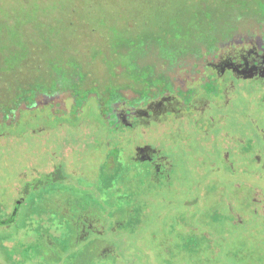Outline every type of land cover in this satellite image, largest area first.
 <instances>
[{"label":"rangeland","instance_id":"374dc122","mask_svg":"<svg viewBox=\"0 0 264 264\" xmlns=\"http://www.w3.org/2000/svg\"><path fill=\"white\" fill-rule=\"evenodd\" d=\"M28 1L0 0V70L5 71L1 76H6V73L10 74L7 78L10 83L2 82L6 77L0 79V91L4 90L0 92V108L2 109L3 106L6 108L4 113L12 115V118L8 117L7 120L9 128L16 125L18 121L21 126L24 119L30 118L31 122V133H27L20 142L9 137L11 141L14 140V144L12 141L6 145L7 140L2 135L0 136V212L2 214L5 211H7L5 213L11 212L12 207H16L19 203L16 199L23 196L21 189L24 187L26 190L29 189L26 205L23 208L20 207L15 221L9 227L0 224V264H264V182L261 181L262 184L258 187L259 182L255 180L256 189L244 191L233 186V182L242 181L247 184L250 178L242 174L228 175L223 172L222 183L227 184L230 189L218 186V190H214L206 186L202 190L199 189V195L194 193L193 187L198 183L203 184L204 180L209 181L210 175L215 173L204 170L203 174L195 175L194 171L189 169V166L194 169L195 166L199 169L203 166V164L194 163L193 158L199 157L203 151L197 141H191L192 136L195 135L191 130L186 131L183 136L190 150V158L186 156L185 163H183L181 155L177 156L180 159V161L177 160L180 171L178 176V186L181 188L180 199L187 198L190 204L182 205L178 201L169 202L171 199L167 196L168 189L158 191L156 188L152 189L146 182L147 185L140 186L141 192L138 198L143 203L145 202L146 207L140 206L141 211L134 207L135 210L130 213L133 216L127 219L122 217V222L115 223L117 228L114 233L109 232L113 222L106 223L105 232L100 236L106 243L104 246L103 244L98 246L99 238L92 234L81 238L79 234L70 232L69 226L73 221L68 224L59 221L63 215L72 216L73 213H70L68 208L62 209V202L57 201L54 187L48 183L58 175L55 171L51 172L54 170L51 167L53 168L56 162L48 164L49 156L60 151V148L56 146V131L61 130L60 127L55 128V122L59 120H56V110L63 109L66 116L73 118L79 111V113H84L82 116L85 118L99 119L98 111H105L107 109L105 104L108 102L111 105L119 103L115 105V108H120L124 96L133 102L155 91L164 90L167 87L164 79L173 77V69L182 66L186 69L194 67L198 71V67L205 62V57L216 53L219 45L227 41L232 43V39H237L238 35L241 36L240 34L250 38L263 34L264 9L262 11L256 6H251L250 0L245 3L242 0H236L238 6L230 13L228 12L230 8L225 6H221L218 10H210V5L215 6V1L219 6L225 2L229 3V0H172V3L176 6H183V9H177L168 14L167 9L165 10L167 3L163 0L162 14L158 16L156 22L158 30L163 27L171 29L175 26L179 30L181 25L186 26L189 21L190 24L189 29L186 27L188 29L186 32L181 29L178 31L180 34L177 33L184 43L177 45L174 52L166 50L164 54H160L163 46L152 38L141 40L132 47L129 45L130 39V42L126 39L122 40V37L113 40L114 35L111 29L106 27L100 29L97 25L100 22V16L97 17L92 12L95 11L97 4L106 5L108 0H67L66 5V0H58L62 1L63 11L59 13L54 10L56 17L53 21L54 25L48 24V18L45 15L39 18L42 24L35 19L31 23L26 22L22 30H19L23 36V40L20 39V41L24 45L18 43L13 40L10 31L17 25L18 15H22L26 8L24 3ZM118 1L122 8H117V11L122 15L129 11V7H133L131 0ZM44 9L39 7L40 11ZM65 16H70L73 24L77 25L76 27L70 26L71 31L65 30V23L62 19ZM78 22H80L79 25ZM118 24L122 29L124 26L122 22ZM40 26L45 30L42 32H46V36L49 34L47 37L51 42L54 45L57 44V47L52 50L57 52L54 51L52 55L56 57L60 53L64 59L70 58V61L86 69L84 72L87 79L77 92L72 84L74 73L66 65L59 66L57 71H51L45 75H39L38 72L31 73L33 69L40 70L41 66L30 65L32 62L28 60L25 43L37 53L39 46L44 47L45 42L35 40L31 43L25 38L34 39L37 28L39 30ZM121 32L122 30L117 31V33ZM124 32L127 35L130 31ZM169 47L170 45H167V49ZM95 50L101 53L96 55L93 53ZM116 51L128 53L123 56V61H120L121 73L114 75L108 72L106 67L117 59L119 54H116ZM8 55L18 59L19 65L15 72L10 73L6 67L9 60ZM3 57L8 60L5 61ZM37 59L36 57L33 62L37 63ZM151 61L153 64H150ZM138 62L142 63L139 65L141 67L137 66ZM145 62L149 64L143 68L142 65ZM46 64L48 69L52 68L49 61ZM152 67L154 70H151ZM18 68H22V71L18 72ZM190 74L191 76L196 75L195 70ZM90 84L93 85L90 86ZM38 86L42 94L36 92L37 94L31 95L28 89L31 90ZM117 89L122 90L117 91ZM244 89L243 85L240 86L241 92ZM78 92L80 93L77 94ZM85 92L89 94L86 96ZM82 102L88 104L89 107H80ZM98 103L100 110L96 106ZM248 105L250 103L241 97L232 100L231 106L219 107L218 110L212 105L211 115L216 114L220 119L213 128L222 132L226 131L225 133L228 134L226 136H230V144L236 148L242 146L243 141L248 137L254 140L256 137L260 139V132L264 129V109L254 106L253 118L244 117L241 112H246ZM26 106H30V112L24 109ZM9 109H14V112L10 113ZM261 110L263 115H257ZM236 111L239 112L235 113ZM259 116H262V119ZM10 119L14 120L11 124ZM3 124L6 125L0 114V127ZM116 132L110 130V135H117ZM159 137L161 139L159 145L168 154L166 141L160 135ZM137 139L138 137L125 145H130L131 148ZM176 141H181V138L178 137ZM64 151L67 164L78 165V171L80 169L84 171L82 176L85 179L92 176L90 171L94 172L91 168L96 167L98 155L92 156V153L86 150V154L82 153L81 157L75 158L72 154L69 157ZM173 152L174 149L169 153ZM117 155L114 152L111 156L118 157ZM25 158L29 160V165H26L28 170L25 171L23 178L18 170L23 166ZM18 159L22 160L20 168L17 166ZM113 162L114 160L110 158L106 170L110 175V199L116 200L121 197L117 192L119 189L114 191L115 185L112 183L113 180L111 181V178L119 174ZM23 171L22 168L20 173ZM133 172H136V169ZM132 180L134 181L132 183L143 181L134 178ZM113 182L119 183V181ZM29 194L31 197L28 199ZM135 196L133 192L126 193L128 201L134 199ZM198 197L197 201L194 200ZM122 200H124L123 196ZM125 203L128 202L125 201ZM101 209L102 212L107 211L106 207H101ZM172 212L174 215H182L186 212V217H170ZM54 216H56V222L53 221ZM34 229L39 234L50 233L52 237L43 234L46 239L40 240L34 234ZM61 239L67 244L74 243V246L70 249L64 247L60 249L56 242H60Z\"/></svg>","mask_w":264,"mask_h":264},{"label":"flooded vegetation","instance_id":"af4514ba","mask_svg":"<svg viewBox=\"0 0 264 264\" xmlns=\"http://www.w3.org/2000/svg\"><path fill=\"white\" fill-rule=\"evenodd\" d=\"M240 35L237 39H232V43L227 41L219 45L212 56L205 57V62L201 64L194 76L185 73L179 80L174 76L170 77L168 78L170 83L167 84L166 89L155 91L133 102L132 100L122 101L120 108H115V105L119 103L111 105L108 102L105 104L107 109L101 111L100 104H96L100 110L98 111L99 119L85 118L82 116L84 113H79V111L73 118L66 116L63 109L56 110V120H59L55 122V128L60 127L61 129L56 131V146L62 151L56 153L53 162H56L57 166L54 164L51 169L60 170L64 179L53 183L51 187H54L57 201L62 202V209L68 208L69 212L73 213L72 216L63 215L59 219L66 222L73 221L69 226L70 232L79 234L81 238L91 234L99 238L100 226L103 228L106 222L111 221L113 223L122 222V217H126L127 212L125 206L128 204L125 201L129 203L126 193L131 192L134 187L137 188L135 191L140 190L142 185V183L137 185L132 183L133 178L140 179V181L145 180L151 187L160 182L161 185L156 189L158 191L168 189L167 196L171 199L169 202L178 201L182 205H188L190 201L187 198L180 199L181 188L178 186L180 171L177 161H180L178 154L181 155L183 163H185L186 156L189 157L190 150L183 139L184 133L188 130L195 133L191 141H197L203 151L199 157L193 158L195 164H203L202 168L195 166L194 169L189 166V169H192L195 175L203 174L204 170L215 173L210 175L209 181L204 180L203 184L198 183L200 185L193 187L194 193L199 195V189L202 190L206 186L214 190H218V186L228 189V185L222 183L223 172L228 175L242 174L250 178L247 184L242 181L239 183L232 181L233 186L244 191L255 190L257 185L255 180L259 182L258 187L262 184L261 181L264 182V129L260 132V139L256 137L254 140L248 137L243 141L242 146L236 148L230 144V136H226L228 135L226 131L222 132L213 128L220 119L216 114L211 115L212 105L218 110L219 107L231 106L232 100L241 97L250 103L246 112H241L244 117L253 118L254 106L264 109V32L253 36L254 38L244 34ZM242 85L245 89L241 92L240 86ZM45 95L54 97L50 94ZM80 104V107H89L84 102ZM5 109L2 106L0 114L7 129L5 124L1 125L0 136L2 135L7 140L6 145L12 141L14 144V140L20 142L27 133H31L30 118L24 119L21 126L18 121L16 125L9 128L7 120L8 117L12 118V115L5 114ZM24 109L30 112V106ZM9 111L12 113L14 109H9ZM260 114L263 115L262 110L257 113V115ZM259 118L262 119V116ZM13 121L10 119V124ZM43 124L45 126L47 122ZM254 128H256L255 125ZM110 130L117 131V135L111 136ZM147 134L149 136H145ZM159 135L166 141L169 152L174 149L173 153H165L164 148L159 145L161 141ZM9 137L14 140L11 141ZM136 137H138L137 142L131 148L130 145H125ZM178 137L181 141H176ZM231 140L234 141V139ZM64 150H69L75 158L81 157L82 153L86 154V150L91 152L92 156L98 155L96 167L91 168L94 172L90 171L92 176L85 179L82 176L84 171L82 169L78 171V165L67 164L63 154ZM114 152L118 154V157L111 156ZM110 158L114 160L115 170L119 173L120 182L116 184L112 181V183L115 185L114 191L119 189L117 192L121 199H110V175L106 170ZM18 161L17 166L20 168L22 160L18 159ZM28 161L26 158L23 159V166L18 170L21 172L23 168L24 171L19 172L23 178L25 171L28 170L26 166L29 165ZM131 164L136 169L133 175L128 171ZM122 171H124V184H122ZM87 181L89 183H86ZM24 190H26L25 187L21 189L23 196L16 199L19 203L16 207H12L11 212L5 213L7 212L5 211L3 214L0 212V224H5L4 227H9L18 217L20 207H25L29 189ZM122 196L125 201L122 200ZM101 207H106L107 214H102ZM39 238L43 241L46 239L45 236ZM56 243L60 249L72 248L71 244H67L62 239Z\"/></svg>","mask_w":264,"mask_h":264},{"label":"trees","instance_id":"16d2710c","mask_svg":"<svg viewBox=\"0 0 264 264\" xmlns=\"http://www.w3.org/2000/svg\"><path fill=\"white\" fill-rule=\"evenodd\" d=\"M70 1H72V0H70ZM165 1H166L165 3H167V5H165V10L167 9L166 10V13H168V14L170 12L173 13V11H176L177 9H180V10L183 9V6H176L174 3H172V0H165ZM242 1H244V3H245V1H248V0H242ZM131 2L133 3V7H131V8L129 7V11L127 13H124L123 15H122V13H119L117 11V8H122V6L120 5L121 3L118 0H115V1L108 0L106 5L104 3L103 4L101 3L102 5L97 4L95 6L96 9H95L94 12H92V14H95L97 17L100 16V22L97 24L100 27V29H104L103 27H106V28L111 29V31H112V33L114 35L113 36V40H116L117 38L119 39L121 37H122V40L126 39V40L129 41V39H130L131 42L129 41L130 42L129 45L130 46L132 45V47L133 46H136L137 43L139 41H141V40H145V39H149V38L151 39L152 38V40H155V41L159 42L161 44V46H163V48H162L163 51L160 52V54H164L166 50H168V52L169 51L170 52H174L176 50V48H177V45H181L182 43H184L182 37L180 35H177V33L180 34L178 31L181 30V29H183L184 32H186L189 29L188 26L190 24V21L188 23H186V26H185V24L184 25H181V27H179V30L177 29V26H175L174 28H171V29H169L167 27H163V28H160L158 30V28H157L156 22L158 21V16H160L162 14L161 11H162V7L163 6L161 7V5H162L163 0H131ZM228 2L229 3L225 2V4H220L218 6V3L215 1L214 2L215 3V6L210 5V10H214V9L215 10H218V9H221L220 8L221 6H225V7H229L230 8V10L228 11L229 13L231 11L233 12V10H235L237 8L238 4L236 3V0H229ZM249 2H251V6L258 7V10L264 9V0H250ZM24 4H26L25 5L26 8L24 9V12L22 13V15H18L19 16V20L16 22L17 25L10 31V33H12L11 34V37L13 38L14 41H16L18 43H22L20 41V39L23 40V36L19 33V30L20 29L22 30V27L25 25L26 22L27 23H31V22L34 21V19L36 21H40L39 18L41 16L45 15L46 18H48L47 19L48 24L54 25L53 21L56 20L55 14L53 13L54 10L58 11L59 13H62V11H63V9H62V1H58V0H31V1L29 0L27 3H24ZM66 4H68V1L67 0H66L65 5ZM40 6H41V9H43V8H45V9L40 11L39 10V7ZM101 6H103V7H101ZM211 8H213V9H211ZM62 16H64V15H62ZM62 19H63V21L65 23L64 24L65 27H66L65 30L68 29L69 31H71V29H69V27L70 26L73 27V25H74L73 22H72L71 17L70 16L69 17L65 16ZM83 19L85 20V17H83ZM80 21H82V20H80ZM168 21H171V20H168ZM90 22H92V21H90ZM119 22H122V26L124 25L122 27V29L120 28V24H118ZM40 24H42L41 21H40ZM79 24H80V22H78V25ZM44 26H49V25H44ZM76 26L77 25H74V27H76ZM184 26H185V28H183ZM186 27L188 29H186ZM41 28H42V26H40V29L39 30L37 28V32H36V35H35V38L34 39L33 38L32 39L25 38V40H27L28 42L31 41V43H33V41H35V40H38V41H40L42 43L45 42V46L44 47L39 46L40 48H39V50H38L37 53L35 51H33L31 48H29L28 45L25 43L26 48H25V46H24V48L26 50L28 60H30V62H32V63H30V65L32 66L33 64H38V65L41 66L40 70L36 71L35 69H33V70H31V73H37L38 72L39 75H45V74L51 73V71H57V67H59V66L60 67H63L64 65H66L67 68H71L72 69L71 72L74 73V76L72 75L73 76V79H74V81H73L72 84L74 85V88H76L75 89V92H77L78 89L84 84V82L87 79V75L84 72V71H86V69H84V67L83 68L80 67L79 64H75V62L70 61V58L64 59V57H62L60 55V53L56 57L54 55H52L53 52L56 51V50H54V51H52V50L57 47V44L54 45L51 42V40L47 37V36H49V34L46 36V32H42V31H45V30H43ZM119 30H122V32L121 33H117V31L119 32ZM124 31H126V32L127 31H130V32L127 35H125V32ZM0 32H1V27H0ZM154 32H157V33L155 34ZM72 33H73V31H72ZM68 34L71 35V33H68ZM127 36H129V38ZM178 41L180 43H177ZM167 45H170L169 49H167ZM186 46H188V44ZM93 53L97 55L98 53H101V51L98 52L97 50H95ZM126 53H128V52L116 51V54H119V55H117L118 56L117 59H114L111 63H109V67H106L107 71L110 72L111 74H114V75H117V73H121L122 68H121V66L119 67V65H121L120 61L121 62L123 61V56ZM140 53L141 52H139V54ZM8 56H9V58H8L9 60L6 57H3L5 61L6 60L9 61V63L7 61V63H6L7 66L6 67H8V71L10 73L11 72H15V69H17L16 67H18V65H19V62H17L18 59H17V57H14L13 58V56H11V55H8ZM36 57L38 58L37 59V63H34L33 61L35 60ZM51 57H53V58H51ZM71 60H72V58H71ZM12 61H13V63H11ZM47 61H49L52 64V68L51 69L50 68L49 69L47 68V64H46ZM138 63L139 64L137 66H139V65L142 64L140 62H138ZM148 64H149V62L148 63L145 62L142 65L143 68H146ZM150 64H153V61H151ZM30 65L27 66L28 69L30 68ZM139 67H141V66H139ZM151 70H154V67H152ZM175 70L173 69L172 71H174L173 72L174 73L173 76L177 80H179L182 77V75H184L185 73L186 74H189V73L194 72V70H195V72L197 71V69H195L194 67H191V68L188 67L186 69V68H184L182 66L175 68ZM198 70H199V67H198ZM2 71H4V70H2ZM17 71L18 72L22 71V68H18ZM4 72H1V70H0V79H3V78L6 77L5 80L2 81V82H4V84H7V82H9L7 80V78L9 77L10 74L6 73L5 74L6 76H1ZM168 83H170L168 81V78L164 79L165 86ZM18 84H20V83H18ZM92 85L93 84H90V86H92ZM28 90H29V93L31 95L37 94L36 92L42 94V91H39V86L36 87V88H34V89H31V90L28 89ZM3 91L4 90H2L0 92H3ZM117 91H121V90L120 89H117ZM117 91H116V93H117ZM79 93L80 92H78L77 94H79ZM88 94H89L88 92H85V95L86 96ZM122 98H123L122 101H125V102L126 101H130V99H128L127 96H124ZM31 103H32V101H31ZM69 150L68 151L65 150L64 152H66V154H68V156L70 157L71 156V152ZM60 151H62V149H60ZM56 155L57 154L52 155L51 157L49 156L48 163L50 165L53 162V160H55V156ZM134 169H135V166H132V164L129 165V169H128V171H130L129 173H135V172H133ZM54 171L57 172L58 175L56 177H53L52 180H50L48 182L51 185L53 183H55V182H59V181H61V180L64 179L63 178L64 175H61L60 170L59 171L58 170H54ZM54 171H52V172H54ZM123 174H124V171H122V184L125 183L124 182V175ZM115 176L113 178H111V181L113 180V181L118 182L119 181V179H118L119 178L118 177L119 174H117ZM146 182L144 180V181L138 182V183H142V184L147 185ZM38 183H41V182H38ZM138 183H136V185ZM159 185H161L160 182L157 183V184H153L151 188L152 189H154L156 187L158 188ZM136 189L137 188L134 187L133 190H131V192H133V195H135V192H136V196L134 197V199H136V198L138 199L139 198V194L141 192V190H139V189L137 191H135ZM24 191H27V190H24ZM159 191H161V190H159ZM134 199L130 200L129 203H127L128 205L125 206L127 208V212L125 213L126 217H124V218H126V219L129 218V217H131V216H133V215H130V213L135 210L134 207L135 208H138V211L141 208L140 206H142V208L146 207L145 202L143 203L139 199L138 200H134ZM194 200L197 201V198L194 199ZM171 202H173V201H171ZM188 204H190V202ZM185 213L182 214V215L181 214H179V215H176L175 214L174 215V212H172V213H170L169 216L170 217H177V218H184V217H186V214ZM102 214L103 215L107 214V211L104 210L102 212ZM55 217L56 216H54L52 218L55 219ZM172 219H176V218H172ZM53 221L56 222L57 220L55 219ZM61 222L63 224H68V222H66L64 220L61 221ZM106 223H108V222H106ZM106 223L104 224V226L102 225L103 228H101V226L98 224V226H100L99 227L100 228L99 242L97 244L98 246L99 245H102V244L104 246V244H106L100 238V236H102L104 234V232H105L104 229H105ZM112 224L113 225L110 227L109 232L114 233L116 231V228L117 227H115V225H116L115 223H112ZM34 234L37 236V238H39L40 236H43V234H45V235L48 234L47 236L52 237L50 235V233H46V232H43L42 234H39L36 231V229H34ZM50 237L48 239H50ZM72 246H74V243L70 245V247H72Z\"/></svg>","mask_w":264,"mask_h":264}]
</instances>
